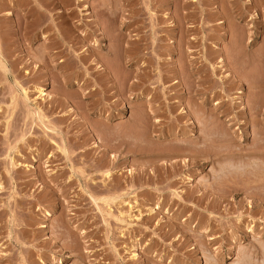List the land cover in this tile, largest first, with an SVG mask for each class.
<instances>
[{
	"label": "rangeland",
	"instance_id": "374dc122",
	"mask_svg": "<svg viewBox=\"0 0 264 264\" xmlns=\"http://www.w3.org/2000/svg\"><path fill=\"white\" fill-rule=\"evenodd\" d=\"M262 61L264 0H0V264H264Z\"/></svg>",
	"mask_w": 264,
	"mask_h": 264
},
{
	"label": "bare ground",
	"instance_id": "6f19581e",
	"mask_svg": "<svg viewBox=\"0 0 264 264\" xmlns=\"http://www.w3.org/2000/svg\"><path fill=\"white\" fill-rule=\"evenodd\" d=\"M240 30V29H239ZM232 32V31H231ZM233 34H232V36H233V40H234V42H235V44L236 43H238L237 45H241L243 42H245L246 41V39L248 38V36L246 35V33H244V32H240V31H238V32H232ZM250 37V36H249ZM250 38H248L247 40H249ZM251 40V39H250ZM118 54V53H117ZM45 56V55H44ZM118 57V56H117ZM119 58V57H118ZM262 58H263V56H262ZM261 58V59H262ZM263 62V61H262ZM264 63V62H263ZM4 66V65H3ZM4 68V67H3ZM260 73V74H259ZM258 74H256L257 76L256 77H258V79H260L263 75H262V72H259ZM120 78V77H119ZM124 80V79H123ZM123 86V85H122ZM21 103V102H20ZM202 111V110H201ZM212 111V110H211ZM204 115V114H203ZM198 117V116H197ZM197 117H195V118H197ZM209 117V116H208ZM143 122V121H142ZM198 122V121H197ZM205 125V124H204ZM214 125V124H213ZM140 126V125H139ZM202 128V127H201ZM214 128V127H213ZM218 128H219V126H218ZM202 130V129H201ZM214 130H216V128L214 129ZM218 131H220V130H218ZM218 131L216 132V134L218 133ZM222 131V130H221ZM210 135V134H209ZM202 136H203V134H202ZM204 136H206V135H204ZM203 136V137H204ZM212 136V135H211ZM203 137H198L197 138V141L195 142V144H192V146H190L189 147V149H190V156H191V159H193V160H196V157H200V156H202V155H204V153H202V151H203V149L201 148V146H197L198 145V143H205V140H204V138ZM210 137V136H209ZM217 137V136H216ZM210 138H212V137H210ZM206 139V141L208 140L207 138H205ZM213 139H214V137H213ZM212 139V140H213ZM221 137L219 136V137H217L216 139H214V142H219V141H221ZM204 140V141H203ZM211 140V139H210ZM211 140V141H212ZM223 140V139H222ZM226 140V139H225ZM190 144V143H189ZM202 147H204V146H202ZM188 149V148H187ZM206 151V150H205ZM205 151H203V152H205ZM207 158V157H206ZM195 164V163H194ZM105 201H106V199H105Z\"/></svg>",
	"mask_w": 264,
	"mask_h": 264
}]
</instances>
